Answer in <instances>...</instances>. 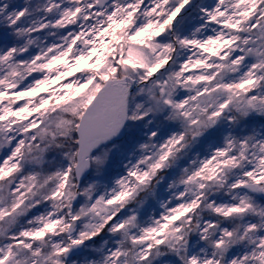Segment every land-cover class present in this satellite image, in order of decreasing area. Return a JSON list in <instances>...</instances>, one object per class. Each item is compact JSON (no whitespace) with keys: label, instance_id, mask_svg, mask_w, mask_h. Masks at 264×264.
Masks as SVG:
<instances>
[{"label":"snow or ice","instance_id":"snow-or-ice-1","mask_svg":"<svg viewBox=\"0 0 264 264\" xmlns=\"http://www.w3.org/2000/svg\"><path fill=\"white\" fill-rule=\"evenodd\" d=\"M0 264H264V0H0Z\"/></svg>","mask_w":264,"mask_h":264}]
</instances>
